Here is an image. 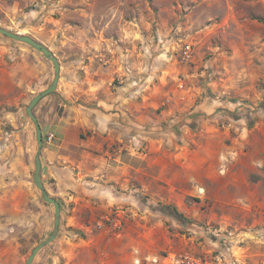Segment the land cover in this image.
<instances>
[{"label": "rangeland", "instance_id": "rangeland-1", "mask_svg": "<svg viewBox=\"0 0 264 264\" xmlns=\"http://www.w3.org/2000/svg\"><path fill=\"white\" fill-rule=\"evenodd\" d=\"M0 26L33 37L58 57L59 85L41 101L65 95L71 104L107 111L115 109L117 92L134 101L133 114L124 102L129 106L123 124L137 137L134 153L125 149V155L139 160V191L113 206L99 201L80 214L88 225L80 236L90 242L81 261L263 264L256 253L241 259L239 248L247 238L254 240L253 252L263 250V241H255L263 240V222L248 226L257 218L226 182L209 184L210 196L185 194L188 184L175 155L180 145L201 143L241 148L235 158L225 151L223 161L246 158L244 142L252 148L261 141L257 150L264 149V0H0ZM54 75L53 62L42 52L0 33V224L13 237L11 246H0V264H25L53 231L55 207L34 183L35 170L18 161V154L10 168L9 119L22 116L34 127L26 107ZM64 110L55 107L59 114ZM48 187L61 203L64 228L74 202L56 185ZM37 198L50 205L51 218L43 216L40 226L25 233L18 208L39 210ZM117 232L125 234L122 244L110 239ZM58 239L33 264L48 253L45 264H65L67 257L53 250ZM8 253L12 261H3Z\"/></svg>", "mask_w": 264, "mask_h": 264}, {"label": "crops", "instance_id": "crops-1", "mask_svg": "<svg viewBox=\"0 0 264 264\" xmlns=\"http://www.w3.org/2000/svg\"><path fill=\"white\" fill-rule=\"evenodd\" d=\"M241 94L248 96L251 101L256 100V97L251 93L247 94L242 91ZM114 96L115 109L113 111L101 110L98 107L84 108L80 104H71L63 100L65 95H55L46 101H41L38 111L35 112L43 131L44 145L41 159L42 179L45 188L49 189L48 186L54 184L64 198L74 202L73 211L66 217L67 221L63 223L64 228L60 226L59 239L53 247V250H57L67 257L65 264H79V261L80 264H87L85 261H81L80 256L90 248V242L80 236V230L88 225L86 218H82L80 214L85 215L89 208L101 205L99 201H102L105 206H113L122 197L133 195L134 192L139 191V160L133 156L125 155V149L134 153V141H137V137L131 128H126L123 124V115L129 106L124 102L131 103L129 108L133 114L132 104L134 101L131 97H125L118 92ZM58 98L61 100L59 101ZM58 104L65 107L63 114L55 112V107ZM11 119L9 120L14 128L9 135V146L14 157L10 162V168L16 166L14 161L18 154V161L25 160V167L35 170V156L38 150L37 148L34 151L37 141L35 127L31 121L22 116L14 117L13 121ZM49 134L54 135L52 141L47 140ZM23 135L27 142L23 143ZM221 144L213 148L207 144L202 145V143L199 147L180 145L179 152L175 156L181 167L179 174L188 184L185 194L200 192L206 196L209 184L226 182L228 187L233 189L234 198L241 200L242 205L257 218L253 224H248V226L254 227L255 224H262V222L264 224V156L262 152L264 149L257 150V145L261 144V141L254 142L252 148H249L244 142L243 145L248 149L244 151L247 157L242 159L227 157V161L221 160V154L225 155L226 151L235 158L241 148L228 144H225L227 145L225 147L224 144L223 146ZM222 195L217 193L214 196L220 198ZM36 203L39 205V210L27 205L18 208L20 224L25 233L40 226L43 216L51 218L50 205L44 207L43 200L38 198ZM1 211L5 212V208H0ZM0 225V229H2L0 231V246H11L13 237L9 234L10 228L8 227L7 231L4 222H1ZM252 229L254 228H250L248 231H252ZM124 237L123 232H117L110 239L122 244ZM255 241H263V245L259 244L263 250L253 252L254 240L246 238L245 245L239 247L242 252L240 253L241 259L246 261L247 258H253L252 254L256 253L259 254L257 257L261 258L264 264V237L263 240L257 238ZM48 254L41 264L49 261ZM86 254L88 255V253ZM15 256L18 257L19 254L17 253ZM237 258L236 256L233 260L235 261ZM3 261H12V254L8 253ZM108 263V260H102L93 264Z\"/></svg>", "mask_w": 264, "mask_h": 264}, {"label": "water", "instance_id": "water-1", "mask_svg": "<svg viewBox=\"0 0 264 264\" xmlns=\"http://www.w3.org/2000/svg\"><path fill=\"white\" fill-rule=\"evenodd\" d=\"M0 33L5 35L6 37L25 42L29 44L30 46L34 47L36 50L42 52L46 58L51 60L54 65L55 75L52 83L44 90L37 93L30 101L29 105L26 107V114L27 116L32 120L35 130H36V139L38 143V150L35 156V174H34V183L36 186L40 189L42 192L43 198L46 202L54 205L55 207V215H54V227L52 233L41 241L39 244H37L31 251L30 255L28 256L25 264H33L36 256L38 253L43 249L46 245L54 241L59 233H60V226H61V218H62V207L59 200L53 196H51L43 183L42 179V149L44 145L43 140V131L42 127L40 125V122L38 120L37 115L35 114V107L38 105V103L45 98L46 96L54 93L59 85L60 77H61V64L58 59V57L44 44L37 41L33 37L29 35L19 34L14 31H11L9 29H6L4 27L0 26Z\"/></svg>", "mask_w": 264, "mask_h": 264}, {"label": "trees", "instance_id": "trees-1", "mask_svg": "<svg viewBox=\"0 0 264 264\" xmlns=\"http://www.w3.org/2000/svg\"><path fill=\"white\" fill-rule=\"evenodd\" d=\"M172 211L175 216L179 217L180 219H183V216L175 208H172Z\"/></svg>", "mask_w": 264, "mask_h": 264}, {"label": "built area", "instance_id": "built-area-1", "mask_svg": "<svg viewBox=\"0 0 264 264\" xmlns=\"http://www.w3.org/2000/svg\"><path fill=\"white\" fill-rule=\"evenodd\" d=\"M53 139H54V135L53 134L47 135V140L48 141H52Z\"/></svg>", "mask_w": 264, "mask_h": 264}]
</instances>
